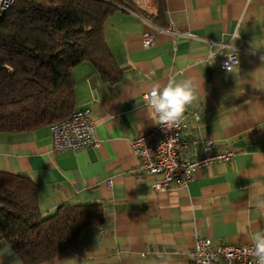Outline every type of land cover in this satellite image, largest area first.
<instances>
[{"label":"crops","instance_id":"0c3cea01","mask_svg":"<svg viewBox=\"0 0 264 264\" xmlns=\"http://www.w3.org/2000/svg\"><path fill=\"white\" fill-rule=\"evenodd\" d=\"M164 1L150 46L142 45L141 33L148 29L144 16L157 15L155 0H131L105 21L119 82L102 81L87 61L71 70L74 108L90 109L96 147L53 152L49 126L0 132V170L32 180L42 216L61 204L99 203L108 218L40 264H191L197 237L250 245L251 235L264 230V208L257 207L264 202V0ZM230 50L239 60L232 73L220 68ZM172 74L196 84L188 109L199 118L185 114L183 137L199 140L197 155L212 137V152L234 156L195 171L185 186L156 191L157 177L132 172L138 160L130 143L154 124L138 108L143 94ZM109 114L112 123L100 124ZM0 264H20L6 243Z\"/></svg>","mask_w":264,"mask_h":264},{"label":"trees","instance_id":"16d2710c","mask_svg":"<svg viewBox=\"0 0 264 264\" xmlns=\"http://www.w3.org/2000/svg\"><path fill=\"white\" fill-rule=\"evenodd\" d=\"M131 0H14L0 17V132L50 126L74 108L71 70L93 65L110 84L122 78L103 33L104 23ZM155 24L165 1L155 0ZM108 222L99 203L61 204L42 216L35 184L0 170V243L20 264H40Z\"/></svg>","mask_w":264,"mask_h":264},{"label":"built area","instance_id":"2783aa9c","mask_svg":"<svg viewBox=\"0 0 264 264\" xmlns=\"http://www.w3.org/2000/svg\"><path fill=\"white\" fill-rule=\"evenodd\" d=\"M13 3L14 0H0V17ZM129 10L138 14L130 7ZM154 17L155 15H146L143 18L148 25V29L141 33L143 46L155 43L154 34L159 28L154 23ZM221 46L227 47L228 44L221 43ZM227 55L237 58L236 51L225 52L220 60L222 70ZM185 114L192 115L196 120L199 118L197 112L191 109ZM186 126L185 117L179 125L171 129L153 124L149 131L142 132L131 140L132 152L138 160L132 172L138 177H157L152 185L156 191L185 186L195 171L211 163L228 161L234 156L232 151L212 152L214 144L206 151L207 140L201 141L203 153L197 155L195 145L199 140H187L183 137ZM49 128L53 152L96 147L99 144L88 107L75 108L68 117L52 123ZM187 152H191V158L185 157ZM189 255L191 264H256L252 255V244H224L208 237H197Z\"/></svg>","mask_w":264,"mask_h":264},{"label":"clouds","instance_id":"9594fccd","mask_svg":"<svg viewBox=\"0 0 264 264\" xmlns=\"http://www.w3.org/2000/svg\"><path fill=\"white\" fill-rule=\"evenodd\" d=\"M239 35L236 37L238 39ZM216 51L209 49L208 57L215 60ZM264 61V56L260 57ZM239 65L238 58L227 55L222 67L232 73L233 68ZM196 84L191 78L177 79V74H172L166 82L151 84L143 94L138 108L146 111L147 116L155 125L171 129L179 125L188 110L196 101ZM114 116L109 114L103 116L99 123L106 124L113 121ZM212 137L206 141L205 150H210L213 145ZM257 207L264 208V202L257 204ZM252 255L255 257L256 264H264V230L255 231L251 235Z\"/></svg>","mask_w":264,"mask_h":264}]
</instances>
